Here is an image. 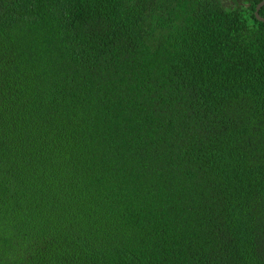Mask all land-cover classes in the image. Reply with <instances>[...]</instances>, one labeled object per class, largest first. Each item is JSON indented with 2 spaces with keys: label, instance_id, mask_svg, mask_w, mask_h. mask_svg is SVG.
I'll list each match as a JSON object with an SVG mask.
<instances>
[{
  "label": "trees",
  "instance_id": "trees-1",
  "mask_svg": "<svg viewBox=\"0 0 264 264\" xmlns=\"http://www.w3.org/2000/svg\"><path fill=\"white\" fill-rule=\"evenodd\" d=\"M260 2L0 0V264H264Z\"/></svg>",
  "mask_w": 264,
  "mask_h": 264
},
{
  "label": "water",
  "instance_id": "water-1",
  "mask_svg": "<svg viewBox=\"0 0 264 264\" xmlns=\"http://www.w3.org/2000/svg\"><path fill=\"white\" fill-rule=\"evenodd\" d=\"M263 7H264V0H262V2H260V3L258 4V6L256 7V11H255L256 16H257L260 20H262V21H264V17L261 16L260 11H261V9H262Z\"/></svg>",
  "mask_w": 264,
  "mask_h": 264
}]
</instances>
